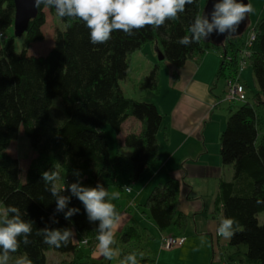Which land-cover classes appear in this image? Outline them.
I'll return each instance as SVG.
<instances>
[{"label": "trees", "instance_id": "trees-1", "mask_svg": "<svg viewBox=\"0 0 264 264\" xmlns=\"http://www.w3.org/2000/svg\"><path fill=\"white\" fill-rule=\"evenodd\" d=\"M204 3L205 0H193L178 18L166 20L159 28L146 25L131 34L114 31L108 41L99 44L90 42L89 29L82 20L60 17L63 27L55 30L50 50L45 55H33L28 53V47L44 39V8L56 11L44 5L38 8L22 35L21 51L17 52L14 3L0 0V201L19 207L23 218L32 222L29 243L18 237L19 248L12 255L27 254L33 264H46V252L54 250L71 256L63 264H80L81 246L92 249L97 243L99 221L88 219L83 203L71 194L68 183L79 181L85 187L100 184L108 190L116 182L115 167L121 165L122 159L128 160L132 182L158 161L157 136L162 117L153 103L126 97L121 87L128 78L132 54L156 43L163 59L151 65L137 86L157 94L162 62L180 68L188 60H200L205 46L211 45L220 54L218 81L234 78L239 52L249 51L247 63L252 67L257 91H251L249 99L246 93L244 101L228 105L219 153L222 164L232 169V179L220 182L215 208L220 206L222 218L233 217L239 223L228 241L232 252L226 261L264 264V221L258 219L259 213H264V134L258 139V108H264V17L252 28L254 39L250 46L246 45V28L219 45L203 38L180 45L177 41L185 35L192 40L189 28L200 16ZM177 79L178 73L172 71L171 80ZM131 117L140 128L124 135L115 158L110 160L103 128L109 125L118 134ZM20 130L36 154L24 177L20 175L19 158L6 151ZM121 146L129 149L128 155L122 154ZM54 170L60 172V182L65 184L61 194L71 197L68 207L80 209L69 219H65L67 208L56 210L51 186L42 178L43 172ZM69 179L71 182L66 181ZM178 202L179 183L170 177L154 185L141 206L160 231L174 228L182 235L187 216L178 210ZM45 228L69 229L76 240L72 238L60 248L50 247L42 235H37ZM144 235L136 225L124 226L116 238L120 260L136 252L139 264H155L143 245ZM84 239L87 245L81 244Z\"/></svg>", "mask_w": 264, "mask_h": 264}, {"label": "crops", "instance_id": "crops-1", "mask_svg": "<svg viewBox=\"0 0 264 264\" xmlns=\"http://www.w3.org/2000/svg\"><path fill=\"white\" fill-rule=\"evenodd\" d=\"M147 45L153 49L146 48ZM147 45L140 51L142 56L146 55L149 69L155 62L152 58L157 55L158 48L156 43ZM218 55L220 56L219 53ZM217 59L216 55L206 52L200 60H188L180 68L166 62L171 88L167 109L160 111L156 102L158 98L153 103L158 113L162 115L161 128L157 136L159 158L141 177L148 175L145 182L148 190L170 177L177 179L178 210L187 216L186 228L182 235L174 228L160 231L142 208L143 203H137L136 199H132L122 212V218L125 214L127 216L115 237L124 226L136 225L145 234L143 245L154 258L155 264H227V254L232 252L228 246L229 239L217 235V227L222 218L220 206L218 209L215 208L218 187L220 182L232 179V169L222 164L219 153L222 125L220 123L215 125L211 119L217 107L213 90L217 80V64L220 63ZM172 71L178 73L175 82L171 80ZM242 83L246 85L245 82ZM129 119L135 120L132 117ZM127 189L130 193V189L126 187V191ZM148 193L149 191L146 194ZM131 208L133 210L129 212ZM144 223L148 226H144ZM169 235L182 236L184 240L179 246L167 250L162 247V240ZM66 256L67 259L71 257ZM114 260V263L111 260L108 262L110 264L118 262L119 252ZM99 262L107 263L106 260Z\"/></svg>", "mask_w": 264, "mask_h": 264}, {"label": "clouds", "instance_id": "clouds-1", "mask_svg": "<svg viewBox=\"0 0 264 264\" xmlns=\"http://www.w3.org/2000/svg\"><path fill=\"white\" fill-rule=\"evenodd\" d=\"M191 3L193 0H34L33 6L54 8L61 18H79L89 29L90 42L99 44L108 41L114 31L131 34L134 29L139 30L146 25L159 28L166 20L178 18V14L184 12L185 5ZM251 12V4L244 0H217L211 12V21L207 16H197L189 28L192 40L185 35L177 42L187 46L193 40L200 41L213 30L220 34L235 33ZM75 174L79 175L78 172ZM42 178L51 186V194L56 198V210L68 209L65 219L80 211L77 207H68L71 197L61 194L65 184L60 182L59 171H45ZM68 187L71 194L83 203L88 219L99 221L95 236L97 247L105 259L111 260L115 254L112 247L115 229L120 220L113 201L119 198L120 193L110 192L100 184L85 187L79 181ZM237 229L239 223L235 218L223 217L217 227V235L230 239ZM31 232L32 222L23 218L21 209L0 201V264H33L27 254L16 257L12 255L19 248L18 237H23V242L27 244ZM37 235H42L43 242L54 248L67 246L73 238V232L69 229L45 228ZM120 264H139L137 253L128 254L120 260Z\"/></svg>", "mask_w": 264, "mask_h": 264}, {"label": "rangeland", "instance_id": "rangeland-1", "mask_svg": "<svg viewBox=\"0 0 264 264\" xmlns=\"http://www.w3.org/2000/svg\"><path fill=\"white\" fill-rule=\"evenodd\" d=\"M248 3L252 6V12L247 14V26L245 31V36L248 34V32L253 28L256 21L260 19L261 17H264V0H247ZM45 12V24L43 26V34L44 39L43 41H38L32 43L28 47V53L33 55H45L50 48L53 45V39H54V33L55 30L58 28L63 27V23L60 19V17L50 11L48 8H44ZM12 32V30L10 31ZM23 42V37H15L14 39V45L15 50L17 52L21 51V46ZM153 44V43H152ZM150 47V48H148ZM146 48L152 50L153 47L150 45H147ZM145 52V51H144ZM214 54L218 57V62H220V56L218 55V52L215 51V49L211 45L205 46V53ZM141 51L136 52L132 54L130 57V69L128 78L125 81L121 82V87L123 89L124 95L129 98H133L135 100L139 101H148L151 103H154L155 100L159 105L160 111H165L167 109V100L170 96V84H169V71L166 62H162L160 64V70H159V92L158 94L155 92L150 91H144L138 88L137 83L143 77L148 73L147 66L149 65L148 61L146 60V55L142 56ZM154 53V52H152ZM155 54H153L154 56ZM142 56V57H141ZM148 57V56H147ZM154 61L156 62L157 55L154 56ZM219 67V64H217ZM151 66V65H150ZM217 67V70H218ZM216 78H217V71H216ZM216 81V80H215ZM241 81L245 82L246 87V93H247V99L251 97V91L256 92L257 87L254 82V77L252 73V67L247 63L246 68L244 69L242 75H241ZM215 100L217 107L213 111V115L211 117L212 123H215V125H218L219 123L222 125L221 132L224 129L226 118H227V108L229 105V102L226 100V93L224 89V81L218 80L213 88ZM150 92V94H148ZM146 94V95H145ZM161 102V103H160ZM239 103V102H237ZM165 113V112H164ZM258 113L261 119V123L259 125L258 129V139L262 137L264 134V108H258ZM162 116V115H161ZM140 128L139 122L128 119L123 128L121 129L120 133L116 134L111 126L105 125L103 130L106 135L107 141H108V150H109V158L110 160H113L116 156L117 150L119 149V144L123 143L124 134L130 132V131H137ZM6 151L20 160V168H21V177H24L25 171L27 169V166L30 164V162L36 157V154L31 150L29 146L28 139L23 135L22 131L20 130L18 137L11 141ZM121 152L123 155L129 154L128 148H122L121 146ZM115 173H116V182L111 185L108 190L111 191H117L120 193L119 198L115 201H113L117 212L120 215V220L117 223V227L115 229V233H119V227L122 225L124 218L127 216L125 214L122 218L121 215L126 206L128 205L129 201L132 199H136L137 203H144L147 197V191L148 190L145 187V182L148 180V175H143L138 181L132 182L129 178V166H128V160L122 159L121 165L115 167ZM68 182H71V179L66 180ZM158 182V180H156ZM165 181V180H164ZM163 181V182H164ZM69 186V183H68ZM126 187L130 189V193L126 191ZM152 187V186H151ZM144 189V190H143ZM133 210V208L129 209ZM148 219V218H147ZM146 219V220H147ZM259 222L264 221V213H259L258 215ZM152 222V221H150ZM147 224L144 223V226ZM148 226V225H147ZM150 233V232H148ZM118 234H116V237H114L115 242L112 245L113 249L115 250V254L113 258L111 259L112 263H114V259H116V254L119 252V248L116 246V238ZM73 240L75 241L76 238L73 235ZM78 255L81 257L80 264H100L101 260H106L108 262L109 260L105 259L99 252L97 243L96 245L90 249L89 246H83L81 247V250L79 251ZM19 256L18 254L13 255V257ZM69 260L67 259V256L65 253H61L58 251H47L46 252V264H63L64 261ZM107 264V263H102Z\"/></svg>", "mask_w": 264, "mask_h": 264}, {"label": "water", "instance_id": "water-1", "mask_svg": "<svg viewBox=\"0 0 264 264\" xmlns=\"http://www.w3.org/2000/svg\"><path fill=\"white\" fill-rule=\"evenodd\" d=\"M216 2L217 0H205L200 16H207L208 19L211 21V12L214 10V4ZM244 2L248 3L247 0H244ZM13 3L15 8L13 32L15 36L20 37L25 32L29 21L37 15L38 8L33 6L34 0H13ZM246 26H247V16L246 19L240 23L235 33L231 34L225 32L223 34H220L216 30H213L211 34L205 36L203 39L206 42H210L213 45H219L224 41L225 38L229 36L242 34ZM157 59L158 60L163 59V55L161 54V51L159 49L157 50Z\"/></svg>", "mask_w": 264, "mask_h": 264}, {"label": "built area", "instance_id": "built-area-1", "mask_svg": "<svg viewBox=\"0 0 264 264\" xmlns=\"http://www.w3.org/2000/svg\"><path fill=\"white\" fill-rule=\"evenodd\" d=\"M0 36H2V34H0ZM253 39H254V34L251 29L246 35V45L250 46ZM248 56H249V51L247 49H244L241 52H239L238 73L236 74L234 78H227L224 80L226 100L229 103L242 102L246 98L245 86L242 83L240 76L247 66ZM183 240L184 238L182 236L169 235L163 238L162 247L168 250L175 246H179L183 242ZM81 244L87 245L88 242L87 240L84 239L81 241Z\"/></svg>", "mask_w": 264, "mask_h": 264}]
</instances>
